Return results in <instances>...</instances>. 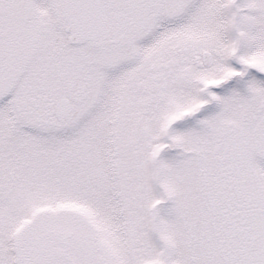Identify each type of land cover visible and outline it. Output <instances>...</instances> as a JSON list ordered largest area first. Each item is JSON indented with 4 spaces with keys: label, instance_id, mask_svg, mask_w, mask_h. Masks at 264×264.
Segmentation results:
<instances>
[{
    "label": "snow or ice",
    "instance_id": "obj_1",
    "mask_svg": "<svg viewBox=\"0 0 264 264\" xmlns=\"http://www.w3.org/2000/svg\"><path fill=\"white\" fill-rule=\"evenodd\" d=\"M0 264H264V0H0Z\"/></svg>",
    "mask_w": 264,
    "mask_h": 264
}]
</instances>
